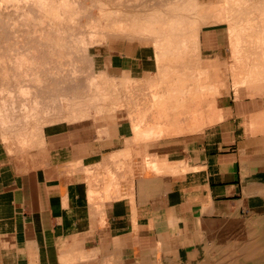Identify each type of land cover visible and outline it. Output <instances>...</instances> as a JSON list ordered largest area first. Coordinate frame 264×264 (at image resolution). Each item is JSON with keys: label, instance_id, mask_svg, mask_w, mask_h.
<instances>
[{"label": "crops", "instance_id": "obj_1", "mask_svg": "<svg viewBox=\"0 0 264 264\" xmlns=\"http://www.w3.org/2000/svg\"><path fill=\"white\" fill-rule=\"evenodd\" d=\"M204 31L203 56L222 47L225 58L223 29ZM117 36L98 52L108 74L157 71L154 50ZM253 84L224 89L218 123L202 132L137 142L122 109L45 127L27 162L10 157L0 134V264H264V82ZM242 222L260 230L254 253L239 248Z\"/></svg>", "mask_w": 264, "mask_h": 264}, {"label": "bare ground", "instance_id": "obj_2", "mask_svg": "<svg viewBox=\"0 0 264 264\" xmlns=\"http://www.w3.org/2000/svg\"><path fill=\"white\" fill-rule=\"evenodd\" d=\"M214 26L227 30L229 48L225 52H232L228 59L231 64L236 63L234 66L228 63L235 68L231 71L235 84L233 91L253 82H256L253 86L258 83L262 87L264 0H0V127L6 135L2 140L6 139L8 143L12 134L20 145L29 138L39 141L40 126L48 125L51 119L60 120L57 117L63 116L68 123L90 116L103 119L104 115L112 117L119 109L127 111L137 142L146 143L172 132H194L206 123L210 125L213 119L208 118L210 115L218 120L215 100L227 90L224 88L227 85L223 86L224 90L220 84L219 77L224 80L220 70L216 74L217 62L213 59L206 64L200 61V34ZM111 34L152 45L157 72H146L145 79L142 78L144 84L136 78H133L135 84L132 78L120 83L121 79L112 78L108 83L103 81L106 79L103 74L97 73L95 62L99 56L94 48L105 43ZM44 114H49L51 119ZM186 122L191 125L183 128ZM29 130L31 133L35 130L34 135ZM106 183L108 186L113 184ZM242 223L237 235L242 240L245 238L247 243L239 248L254 253V245L249 240L258 236L260 230L253 224ZM233 242L228 251L235 254Z\"/></svg>", "mask_w": 264, "mask_h": 264}, {"label": "rangeland", "instance_id": "obj_3", "mask_svg": "<svg viewBox=\"0 0 264 264\" xmlns=\"http://www.w3.org/2000/svg\"><path fill=\"white\" fill-rule=\"evenodd\" d=\"M221 28V27H220ZM221 29H223V31L226 33L224 36H223V41H222V43H224L227 47H228V44H227V38H228V35H227V30L225 29V28H221ZM205 31L203 30L202 32H201V34H200V39H201V43L202 44H204L205 43V41H207V40H205ZM117 37H120V38H122L123 40H125L126 38L124 37V36H117ZM110 38H114V36H109V39ZM137 43H139V44H143L144 46H148L149 48H150V50H152L153 48H152V45L151 44H144V43H140L139 42V40L138 41H136ZM229 48V47H228ZM200 49L202 50V45L200 46ZM222 50V47H221V49H220V52H219V57H221L224 53L221 51ZM94 51H95V54L96 55H98L99 56V53L98 52H100V46L98 45L97 47H95L94 48ZM201 53H202V51H201ZM232 53V52H231ZM231 53H230V51H229V53H225L226 54V56H225V58H219V57H217V58H219L221 61H215L216 59L214 58L213 60H214V62H217V65H215V66H218V67H215L216 68V70H217V72H216V70H215V72H216V74L219 72L218 70H220V74L221 75H223L224 77H223V79L224 80H222L221 78L222 77H219V79H220V84H222V89H224V88H226V89H228V87L229 86H231V88L232 89H235L234 88V83H232V84H226V83H224L223 81H227L229 78L231 79V77H232V72L231 71H233V69H235V68H233V64H235L236 65V63L233 61V64H231L232 62L228 59V57L230 58V55H231ZM228 54H230V55H228ZM235 57V56H234ZM200 61L202 62V63H205L206 61H208V60H210V61H212V57L210 58V59H207V57L206 56H203V54H200ZM205 59H207V60H205ZM226 59H228V60H226ZM205 60V61H204ZM226 60V61H225ZM204 61V62H203ZM227 63V64H225V62ZM220 62H222V63H220ZM207 63V62H206ZM205 63V64H206ZM231 64V65H233V66H231L230 67V65L229 64ZM97 65V66H96ZM104 63L102 62V59L99 57L98 58V60H97V62H95V67H97V69H96V71H97V73H101V74H103L104 75V77L106 78L105 80H103L104 82H108V83H111L112 81H111V79L112 78H114V77H112L110 74H108L107 73V71L105 70V67H104ZM204 65V64H203ZM228 65V66H227ZM221 66V67H220ZM226 66V67H225ZM229 67L231 68V70H229ZM218 68H220V69H218ZM223 69V70H222ZM225 69H226V72H223V71H225ZM228 71H230V72H228ZM157 72V71H156ZM155 72V73H156ZM223 73V74H222ZM225 73V74H224ZM153 74V73H152ZM215 74V75H216ZM231 76H230V75ZM220 75V76H221ZM144 77V76H143ZM143 77H140V79H138L137 77H132V79L133 78H136L137 80L136 81H138V82H140V84H144V81L142 82V78ZM217 77V76H216ZM217 77V78H218ZM217 78H215V81H216V83L218 82V80H217ZM110 79V81H108ZM118 79H121V80H119L118 82L120 83V82H125L128 78L127 77H120V78H118ZM123 79V80H122ZM131 79V80H132ZM143 79H145V78H143ZM232 79H234V78H232ZM114 80V82H115V80H117V79H113ZM134 80L135 79H133L132 81H133V84H135V82H134ZM132 81H131V83H132ZM117 82V81H116ZM115 82V83H116ZM117 82V83H118ZM138 82H136V83H138ZM222 82V83H221ZM130 84V83H129ZM227 85V87H224L223 88V86H226ZM139 86H141V85H139ZM143 87V86H142ZM148 87V86H147ZM237 89H238V87H237ZM237 89L236 90H234V91H237ZM132 90H133V88H132ZM222 96V95H221ZM219 97H217L216 98V100H215V102H216V105H217V108H216V113H218L217 115H218V119H219V114H220V111H219V105H220V102H219ZM119 110H122V109H119ZM124 111H126L125 109H123ZM117 111V110H116ZM115 111V112H116ZM18 115H20L21 116V113H18ZM45 115V114H44ZM47 115H49V114H47ZM47 115H45L46 116V118L47 119H51V118H49ZM114 115V114H113ZM45 116H43V117H45ZM59 116V115H58ZM107 116V115H106ZM109 116V115H108ZM107 116V118L105 117V115L102 117L103 119H96V117L94 118V116L93 117H85V118H80L79 120L77 119V120H75V121H70V123H68V122H66L67 120H65V117L63 118V116H61L63 119H61V117L59 116V117H57V118H59L60 120H58V119H56V120H58L57 122H56V120L55 119H51V121H53V122H51L50 121V123L48 124V125H46V126H42V128H41V126H40V128L39 129H44L45 127H47V126H49V125H54V124H65V123H67L68 125H77V124H82V123H87V124H92L93 122H98V121H101V120H104V119H108V118H110V117H108ZM18 117V116H17ZM105 117V118H104ZM213 118L209 123H210V125H208V123H206V125H204V127H200L199 129L200 130H198L199 132L201 131V130H203V129H207V128H210V127H212L213 126V124H217L218 123V121L219 120H217V121H215L216 120V117H214V115L212 114V115H210V117H208V118ZM45 118V119H46ZM46 119V121H48ZM84 119V120H83ZM93 119V120H92ZM94 119H96V120H94ZM137 119V118H136ZM54 120H55V122H54ZM65 120V121H64ZM215 122H214V121ZM40 123V122H39ZM130 123H131V120H130ZM132 124V123H131ZM185 125V126H184ZM184 125L182 126L183 128H187V126H189V125H191V124H188L187 122L186 123H184ZM33 127V126H32ZM1 127H0V134H1V136H4L3 134H5V131H4V129H2L3 131H1ZM34 129V128H33ZM35 129H37L36 127H35ZM24 130H26V129H24ZM23 130V131H24ZM22 131V132H23ZM27 131V130H26ZM25 131V132H26ZM32 131V133L30 132V130H29V132L32 134V135H34V133L33 132H35V130H31ZM197 131V130H196ZM196 131H194V132H196ZM197 131V132H198ZM2 132H4L3 134H2ZM21 132V133H22ZM185 133H186V130L184 131ZM184 132L182 133V134H184ZM187 132H189V133H194L193 131H187ZM21 133H20V135H21ZM173 133L174 134H178V133H175V132H172L171 134L169 133V134H167V136L168 135H173ZM180 134V133H179ZM18 135V134H17ZM19 135V136H20ZM26 136V135H25ZM40 136H41V132H40V135L38 136L39 138H38V140H40ZM165 136H166V134H165ZM4 137H6V135L4 136ZM10 138V140H7L8 141V143L5 141V140H3V141H5L4 142V144H5V146H6V148H7V151H8V154L10 155V157L11 158H13V159H15V160H17V161H22V162H27V161H29L30 160V158L32 157V148H34V149H36L37 148V144H38V141L37 140H35V139H37V138H35L34 140H32V141H30V139L31 138H29V140H26L25 141V145L23 146L22 145V143H21V145H20V141L19 142H17L18 141V139L16 138V139H14V136L11 134L10 136H9ZM11 137L13 138V139H11ZM27 137H28V135H27ZM3 138V137H2ZM4 139V138H3ZM15 140V141H14ZM27 141H28V143H27ZM11 142V143H10ZM32 142V143H31ZM13 144V145H12ZM19 145V146H18ZM10 148H9V147ZM21 147V148H20ZM23 147V148H22ZM32 149V150H31ZM30 150H31V152H30ZM28 151V152H27ZM28 153V154H27Z\"/></svg>", "mask_w": 264, "mask_h": 264}]
</instances>
